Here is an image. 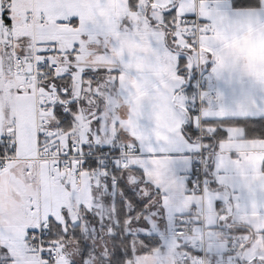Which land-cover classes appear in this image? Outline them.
Returning <instances> with one entry per match:
<instances>
[{
	"label": "snow or ice",
	"instance_id": "1",
	"mask_svg": "<svg viewBox=\"0 0 264 264\" xmlns=\"http://www.w3.org/2000/svg\"><path fill=\"white\" fill-rule=\"evenodd\" d=\"M248 18L264 0H0V264H264V116L185 91Z\"/></svg>",
	"mask_w": 264,
	"mask_h": 264
},
{
	"label": "crops",
	"instance_id": "2",
	"mask_svg": "<svg viewBox=\"0 0 264 264\" xmlns=\"http://www.w3.org/2000/svg\"><path fill=\"white\" fill-rule=\"evenodd\" d=\"M221 43L225 53V64L229 67L218 78L213 72L214 61L204 65L209 83L207 91L204 92L207 93V97L203 98V105L207 106L209 101L213 106L223 104L229 110L228 114L237 119L261 118L264 116V85L252 78V70L264 67V27L259 26L251 18L245 19L231 32H222ZM187 75L186 94L196 93L195 80L194 89H187L192 76L189 72ZM210 91L215 94V98H210ZM252 99L256 101L257 107L242 113L239 105ZM254 134L260 135L264 132ZM188 171H191V165Z\"/></svg>",
	"mask_w": 264,
	"mask_h": 264
},
{
	"label": "built area",
	"instance_id": "3",
	"mask_svg": "<svg viewBox=\"0 0 264 264\" xmlns=\"http://www.w3.org/2000/svg\"><path fill=\"white\" fill-rule=\"evenodd\" d=\"M194 74L196 76V86L197 90L196 93L193 94H186L190 99L194 101V107L200 108L204 107L203 105V98L202 94H204L205 91H207L209 79L207 78V72L205 70L204 65L201 66H195L194 67ZM210 98H215V94L210 91Z\"/></svg>",
	"mask_w": 264,
	"mask_h": 264
},
{
	"label": "trees",
	"instance_id": "4",
	"mask_svg": "<svg viewBox=\"0 0 264 264\" xmlns=\"http://www.w3.org/2000/svg\"><path fill=\"white\" fill-rule=\"evenodd\" d=\"M194 68H192L190 71H189V73H190V75H192L191 76V78H190V80H189V84H188V90H192V89H194V85H193V82H194V80L196 79V76H195V74H194ZM245 119V118H244ZM252 119H255V118H252ZM249 127L250 128H253V129H257V133H260V132H264V127H261V125H259V124H256V123H249Z\"/></svg>",
	"mask_w": 264,
	"mask_h": 264
},
{
	"label": "clouds",
	"instance_id": "5",
	"mask_svg": "<svg viewBox=\"0 0 264 264\" xmlns=\"http://www.w3.org/2000/svg\"><path fill=\"white\" fill-rule=\"evenodd\" d=\"M264 73V67H260L258 69L252 70V75L255 76L257 74Z\"/></svg>",
	"mask_w": 264,
	"mask_h": 264
}]
</instances>
